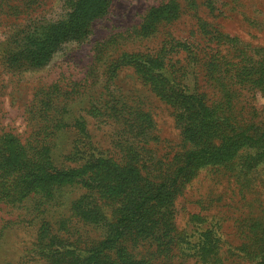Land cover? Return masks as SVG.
Masks as SVG:
<instances>
[{
  "label": "rangeland",
  "instance_id": "rangeland-1",
  "mask_svg": "<svg viewBox=\"0 0 264 264\" xmlns=\"http://www.w3.org/2000/svg\"><path fill=\"white\" fill-rule=\"evenodd\" d=\"M68 1L0 0V264H82L141 194L143 225L98 264H255L264 156L243 147L170 184L200 146L186 137L196 111L228 134L264 128V0H108L44 62L8 59ZM172 3L142 36L148 8Z\"/></svg>",
  "mask_w": 264,
  "mask_h": 264
},
{
  "label": "trees",
  "instance_id": "trees-1",
  "mask_svg": "<svg viewBox=\"0 0 264 264\" xmlns=\"http://www.w3.org/2000/svg\"><path fill=\"white\" fill-rule=\"evenodd\" d=\"M68 15L65 20L57 23H49L41 26L42 31L37 32L33 29L28 33L22 43H19V51L17 56L15 54H8L10 60H24L25 62L40 64L44 62L55 48L56 43L59 40L75 39L79 37L84 29L88 26V22L92 19L100 16L108 5V0H69L68 1ZM175 4L170 5H157L150 6L146 15L142 19L140 24V31L143 32L142 36L154 34L158 32L164 22L168 21V13L172 11ZM138 60V59H136ZM141 60V59H139ZM153 61L145 59L141 60V65L145 67L153 66ZM219 116L217 115L215 126L213 121L206 119L205 115L196 111L194 121L196 125H193L189 132H186V137L192 143L200 144L199 148L190 151L184 158V164L180 166L177 173L174 174L171 184L176 181L177 174L184 171L187 167L192 164H211V163H222L231 159L236 151L243 147L254 148L255 158L258 159L264 156V128L257 130L256 133H248L249 130H255L254 127L243 129L239 124L233 123L236 126H230V128H237V132L228 134L221 130L219 124ZM193 120H189L187 125L191 126ZM224 120V119H223ZM211 122V124L209 123ZM206 130V131H205ZM205 132V134H204ZM216 141V142H215ZM10 158V157H9ZM5 159H8V153H6ZM18 160L17 154H15L14 163ZM32 172L30 173V179L34 182H40L46 180L45 176L40 175V169L38 166H31ZM72 172H56L52 176V181H63L67 177L71 176ZM166 187L165 184H160L156 190L159 193L161 187ZM152 195L151 197H154ZM148 196L141 194L133 205H126L119 210L120 214L114 221L112 229L103 238L96 247L92 248L86 258V261L82 264H98V258L102 255L103 251L112 248L114 244L125 237L128 233H137L140 229V218L143 215L141 207L148 203ZM255 264H264V253L258 258Z\"/></svg>",
  "mask_w": 264,
  "mask_h": 264
}]
</instances>
